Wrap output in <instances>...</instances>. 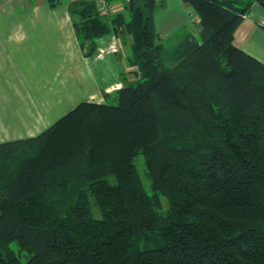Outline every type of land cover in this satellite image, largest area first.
<instances>
[{
  "label": "trees",
  "instance_id": "16d2710c",
  "mask_svg": "<svg viewBox=\"0 0 264 264\" xmlns=\"http://www.w3.org/2000/svg\"><path fill=\"white\" fill-rule=\"evenodd\" d=\"M182 1L197 32L163 41L125 5L68 0L87 54L131 35L134 77L0 141V264H264V62L233 42L264 0Z\"/></svg>",
  "mask_w": 264,
  "mask_h": 264
},
{
  "label": "crops",
  "instance_id": "0c3cea01",
  "mask_svg": "<svg viewBox=\"0 0 264 264\" xmlns=\"http://www.w3.org/2000/svg\"><path fill=\"white\" fill-rule=\"evenodd\" d=\"M233 42L264 62V6L252 4ZM119 43L103 35L87 54L63 0H0V141L36 135L78 103L114 93L127 80Z\"/></svg>",
  "mask_w": 264,
  "mask_h": 264
},
{
  "label": "rangeland",
  "instance_id": "374dc122",
  "mask_svg": "<svg viewBox=\"0 0 264 264\" xmlns=\"http://www.w3.org/2000/svg\"><path fill=\"white\" fill-rule=\"evenodd\" d=\"M66 4L68 0H63ZM113 1H121V0H113ZM181 0H125V17L130 20L135 13L141 12L142 19L145 22L148 18L153 22L154 30L159 34L160 40H167L168 37L175 31L177 28L185 23L186 26L194 33L197 32L198 29V19L195 13L191 11V6L187 7V5H181ZM120 3V2H119ZM183 6V7H182ZM115 36L118 41V54L121 56V59L124 61V68L122 69L123 75L126 76L122 80V83L126 81H130L133 79L134 68L128 69L126 68V58L129 56L131 51V35L129 34H120V36H116L113 33L107 34ZM123 40V41H122ZM116 54V53H115ZM137 67V66H136ZM106 69V68H105ZM133 69V70H132ZM111 102L112 100H108ZM114 103V101L112 102ZM142 156L139 155L137 157V171L142 179V182L148 189V182L145 180L143 170L144 165L142 162ZM89 203L91 207V212L95 217L100 216V211L95 203L93 197L89 195ZM164 209L167 207L166 201L163 200Z\"/></svg>",
  "mask_w": 264,
  "mask_h": 264
},
{
  "label": "built area",
  "instance_id": "2783aa9c",
  "mask_svg": "<svg viewBox=\"0 0 264 264\" xmlns=\"http://www.w3.org/2000/svg\"><path fill=\"white\" fill-rule=\"evenodd\" d=\"M95 4H96V7L98 9V11L101 13V14H112V13H115L117 11H121L123 10V5H119L117 6L116 4H114V1H113V4L111 2V0H94Z\"/></svg>",
  "mask_w": 264,
  "mask_h": 264
}]
</instances>
